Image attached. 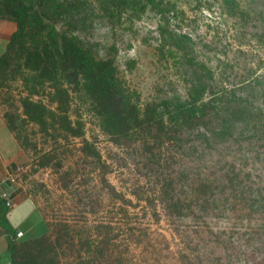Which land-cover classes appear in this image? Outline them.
Returning a JSON list of instances; mask_svg holds the SVG:
<instances>
[{
  "label": "rangeland",
  "instance_id": "1",
  "mask_svg": "<svg viewBox=\"0 0 264 264\" xmlns=\"http://www.w3.org/2000/svg\"><path fill=\"white\" fill-rule=\"evenodd\" d=\"M22 1L58 30L76 36L96 58L111 59L142 104L175 93L185 96L196 74L209 75L197 70L198 61L208 67L212 81L234 87L264 111V0H236L237 12L221 0H169L177 12L169 14L167 27L191 37L186 54L169 51L168 38L159 31L160 15L145 0H132L131 6H123L124 0ZM16 65L13 59L0 72V113L7 125L12 120L17 127L13 133L20 135L27 157L13 167L11 197L31 198L48 225L36 213L25 215L18 225L25 236L17 241L47 230L53 238L64 224L77 241L95 223L105 221L112 237L117 235L118 252L140 264H264V208H247L240 191H233L204 211L169 214L161 200L165 185L173 180V191L187 197L191 177L177 178L182 165L190 167L195 157L181 158L174 148L168 150L169 145L160 148L138 134L113 140L101 129L89 100L72 86H66L69 98L64 107L70 119L82 121L83 135L66 138L50 84L33 86V80L25 79L29 71ZM25 100L43 105L47 131L26 114ZM247 133L215 146L200 165L210 174L239 173L246 179L242 189L252 187L259 199L264 146L252 138L254 131ZM84 140L96 149L99 160L83 155ZM44 153L49 163L38 164ZM244 195L250 201V194ZM72 258L61 252L60 264ZM18 262L32 264L28 254Z\"/></svg>",
  "mask_w": 264,
  "mask_h": 264
},
{
  "label": "trees",
  "instance_id": "2",
  "mask_svg": "<svg viewBox=\"0 0 264 264\" xmlns=\"http://www.w3.org/2000/svg\"><path fill=\"white\" fill-rule=\"evenodd\" d=\"M145 1L160 15L159 31L163 37L167 36L169 51L175 48L186 54L191 37L169 32L167 27L169 14L177 12L176 5L169 0ZM221 1L233 12L239 9L236 0ZM132 3V0H124L123 6H131ZM0 17L14 24L0 54V72L8 69L11 61L16 59L15 67L29 71L25 79L29 77V80H33V86L49 83L52 99L62 112L58 120L66 138L68 135H83L82 121L70 119L64 107L69 98L66 86H72L89 100L92 110L98 116L101 129L113 140L138 134L137 136L147 140L153 139L160 148L169 145L168 150L174 148L181 158L187 157L189 160L195 157L190 167L189 164L188 167L182 165L180 177L177 178L183 180L186 176L191 177L187 197H181L173 191V180L165 185L161 200L169 214L179 217L186 210L204 211L210 205H216L221 195L225 197L227 192L233 191H240L248 201L247 208H264V188L263 191L259 189L256 192L260 197L256 199L252 187L247 186L248 191L246 188L242 189L246 185L244 176L241 177L239 173L210 174L203 171L200 165L215 146L229 139L239 140L248 134V130L254 131L252 138L264 146L262 108L253 105L234 87L229 88L212 81L211 72L204 63L197 61V70L209 72V79L206 75L196 74L189 81L185 96L175 93L142 104L139 102V94L123 83L111 59L96 58L76 36L60 31L47 22L38 9L22 0H0ZM41 109L44 107L40 103L24 101L26 114L33 121L42 124L47 131L48 118L41 114ZM48 112L51 118L55 116L54 112ZM7 127L12 132L17 129L12 120L8 121ZM20 138L17 134V142L24 145ZM81 151L85 157L99 160L98 152L87 140L83 141ZM43 159L38 164L49 163L48 154L44 153ZM109 190L113 193L111 188ZM246 193L250 194V201L245 197ZM9 209L0 197V228L7 241V248L0 257L6 264H20L18 259L24 254L30 255L32 264H60L61 252L71 258L73 254L67 264H140L130 254L126 257L118 252L115 240L117 235L112 237L110 234L109 222L95 223L92 231L81 235L77 241L66 224L61 226L59 233L53 238L47 234V230L42 236L17 241V229L6 218ZM22 245L28 249L23 251ZM201 264L209 263L201 261Z\"/></svg>",
  "mask_w": 264,
  "mask_h": 264
},
{
  "label": "crops",
  "instance_id": "3",
  "mask_svg": "<svg viewBox=\"0 0 264 264\" xmlns=\"http://www.w3.org/2000/svg\"><path fill=\"white\" fill-rule=\"evenodd\" d=\"M13 30L9 23V20L0 17V54L2 53L6 42L8 41L9 35ZM26 152L21 148L17 142L13 132L7 127L2 114L0 113V193L6 192L10 196L12 195L13 184L9 181V177L12 174V168L17 166L19 163L25 161ZM36 213L39 220L44 222L47 226V222L43 215L37 208L34 201L25 197L17 201H13L12 207L6 213L7 221L10 225L17 230L22 231L23 238L25 233L21 230L18 225L19 220L24 219L23 217L28 214ZM25 216V217H26ZM48 228V227H47ZM31 229V226L28 227ZM31 236L30 238L34 237ZM7 248V241L4 231L0 230V254H2Z\"/></svg>",
  "mask_w": 264,
  "mask_h": 264
},
{
  "label": "built area",
  "instance_id": "4",
  "mask_svg": "<svg viewBox=\"0 0 264 264\" xmlns=\"http://www.w3.org/2000/svg\"><path fill=\"white\" fill-rule=\"evenodd\" d=\"M12 172H13V171H12ZM9 181H10V182H14V176H13V175H10V177H9ZM0 197L5 201V205H6L8 208L12 207L13 199H12V197H11L8 193H6V192H1V193H0ZM0 230H1V228H0ZM22 236H23L22 231L17 230L16 233H15V238L18 239V238H21ZM0 264H6V263H4L3 261H1V257H0Z\"/></svg>",
  "mask_w": 264,
  "mask_h": 264
}]
</instances>
